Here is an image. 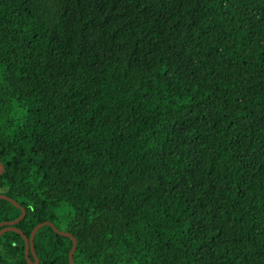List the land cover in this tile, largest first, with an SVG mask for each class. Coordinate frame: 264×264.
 Listing matches in <instances>:
<instances>
[{"label":"trees","instance_id":"obj_1","mask_svg":"<svg viewBox=\"0 0 264 264\" xmlns=\"http://www.w3.org/2000/svg\"><path fill=\"white\" fill-rule=\"evenodd\" d=\"M0 164L73 264H264V0H0Z\"/></svg>","mask_w":264,"mask_h":264},{"label":"water","instance_id":"obj_2","mask_svg":"<svg viewBox=\"0 0 264 264\" xmlns=\"http://www.w3.org/2000/svg\"><path fill=\"white\" fill-rule=\"evenodd\" d=\"M2 171V165L0 164V172ZM0 198L2 199H5V200H8L10 203H12L14 206H16L17 208L20 209V214L14 218V219H11V220H7V221H1L0 222V234L4 231H14L18 234H20L22 240H23V252H24V256H25V259L27 261L28 264H36L37 263V259L35 257V254L33 252V249H32V237L35 233V231L43 226V225H48L51 227V229L59 234V235H62V236H67L70 238L71 240V246L68 250V253H67V261H68V264H73V261H72V252L74 250V247H75V238L68 232L66 231H62L58 228H56L50 221L48 220H45V221H42V222H38L36 223L32 229L30 230L29 232V235L28 236H25L21 230H19L18 228H16L14 226L15 223H17L24 215V208L22 206H20L16 201H14L13 199H11L10 197L6 196L5 194H3L1 188H0ZM28 252L31 253L32 257H33V262H31L28 258Z\"/></svg>","mask_w":264,"mask_h":264}]
</instances>
